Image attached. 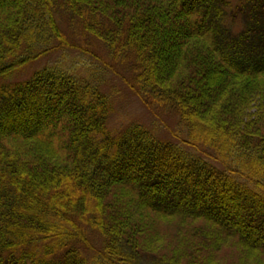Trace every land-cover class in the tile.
Returning <instances> with one entry per match:
<instances>
[{
    "label": "trees",
    "instance_id": "obj_1",
    "mask_svg": "<svg viewBox=\"0 0 264 264\" xmlns=\"http://www.w3.org/2000/svg\"><path fill=\"white\" fill-rule=\"evenodd\" d=\"M225 4L0 0V264H264V0H247L238 33ZM62 8L108 21L85 28L184 141L112 134L109 97L59 62L11 80L72 46Z\"/></svg>",
    "mask_w": 264,
    "mask_h": 264
},
{
    "label": "rangeland",
    "instance_id": "obj_2",
    "mask_svg": "<svg viewBox=\"0 0 264 264\" xmlns=\"http://www.w3.org/2000/svg\"><path fill=\"white\" fill-rule=\"evenodd\" d=\"M225 1L227 3L223 6L226 12L225 21L230 24L234 33H238L245 27L243 23V12L245 9L243 6L247 0ZM55 21L65 41L67 43L70 42L72 46L67 48L65 52L56 51L28 63V66L26 65L27 67L24 70L17 72L11 80L14 79L17 82L25 81L34 72L59 62L58 65L60 67L71 71L79 78L98 84L101 91L109 97L112 112L107 118L106 127L112 134H118L131 124H142L155 137L161 134L162 138H172L174 142L179 144L186 139V132L179 124L176 113L168 110H159V108H153L152 112L127 87L125 82L132 81L136 76L133 64L129 68L127 66V70L130 71L129 75H123L122 73L125 72V69H120L119 60L113 62L115 60L112 61L108 57V52H106L102 42L100 43L99 40L94 39L85 28L86 24H95V21L107 26L109 23L106 19L102 17L91 19L89 15L83 17L72 16L62 8L58 9ZM166 50H169V48ZM214 76L215 74H210L209 77L202 78L206 81L204 89H213ZM0 81L2 80L0 79ZM251 112L253 113L254 110ZM84 228L87 229L86 226ZM86 239L87 244L81 246V249L84 250L89 258H92L102 249V241L97 233L89 230L86 232Z\"/></svg>",
    "mask_w": 264,
    "mask_h": 264
}]
</instances>
